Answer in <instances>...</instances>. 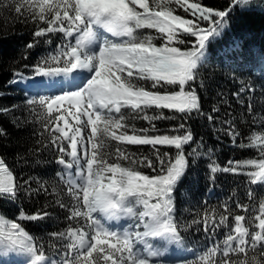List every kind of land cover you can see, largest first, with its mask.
I'll list each match as a JSON object with an SVG mask.
<instances>
[{"label": "snow or ice", "instance_id": "6c2138e0", "mask_svg": "<svg viewBox=\"0 0 264 264\" xmlns=\"http://www.w3.org/2000/svg\"><path fill=\"white\" fill-rule=\"evenodd\" d=\"M246 3L247 0H230L227 10H214L199 0H18L15 8L18 15L25 17L28 13L25 18L46 25L38 26L34 37H46L45 42L50 44L48 34H62L60 43L37 61L33 75L17 72L13 83L24 80L35 83V78L40 77L46 86L55 89L29 96L26 103L46 113L44 119L48 123L44 129L50 135V143L44 147L57 150V162L65 170L57 175L67 186L72 201L69 205L57 199L54 206L66 209L67 219L78 226L50 233L68 241L64 245L67 251L60 252L57 259L48 256L43 245L33 244L32 237L20 223L7 222L0 217V257L21 253L26 257L25 264H168L162 258L173 246L191 252L194 257L197 255L183 243L180 234L183 226L174 219L173 204V192L188 166L182 145L193 139L192 134L149 136L150 129L139 130L141 135L133 128L129 135L125 121L130 114L122 109H131L133 119L149 122L177 118L165 116L163 112L149 115L147 110L152 107L178 112L179 118L185 121L179 124L180 129L187 127L186 121L194 112L204 115L193 86L199 79L198 68L207 61L208 44L224 32L231 13ZM173 4L193 19L175 14ZM143 28L155 29L159 37L138 31ZM181 29L195 41L180 38ZM156 38L162 41L159 47L153 43ZM39 42L34 40L26 48L33 49ZM188 44L191 47L186 50L174 46ZM140 80L151 81V89L157 90L138 85ZM165 86H177L178 90L169 91ZM200 86H204L203 82ZM160 88L165 89L163 93ZM248 91L254 92L255 88L249 87ZM233 95L243 105L240 93ZM218 111L213 108V112ZM248 111H252L251 103ZM207 118L210 123L218 119L211 114ZM223 123L228 125L224 130L234 146H243L238 143L241 134L231 120L225 119ZM151 131H158L154 124ZM4 134L0 129V136ZM105 137L119 143L151 145L155 161L151 156H138L127 148L116 147L114 153L109 152ZM157 145H174L178 150L174 162L166 159L169 154L161 153ZM260 151L264 153V147ZM113 155L116 160H130L150 168L156 175L109 162ZM189 155L195 157L196 150ZM228 163L222 171L235 172L239 162ZM248 163L260 169L251 174L254 177L251 183H257V176L264 179V161ZM211 171L215 173L217 168L211 166ZM28 183L24 181L25 185ZM259 187L264 190V185ZM22 189L29 195L41 189L48 191L43 182L39 188L13 184L12 173L0 159V198L14 202ZM256 191L248 190L249 200ZM223 207L224 213L218 222L206 215L203 221L193 219L191 223H203L204 232L214 235L221 225L229 227L232 210L227 203ZM236 208L248 211V206L239 201ZM259 208V215L247 217L249 226L243 223L245 215L234 216L235 223L225 235L223 247L218 242L209 253L220 255V259L211 264H264L256 259L264 257V204ZM51 216L49 211L26 215L21 209L19 219L42 221ZM121 221L126 223L121 224ZM250 226L259 230L250 231ZM200 259L203 264L206 258L201 256ZM4 264L9 262L4 261ZM174 264H196V261L182 258Z\"/></svg>", "mask_w": 264, "mask_h": 264}, {"label": "trees", "instance_id": "16d2710c", "mask_svg": "<svg viewBox=\"0 0 264 264\" xmlns=\"http://www.w3.org/2000/svg\"><path fill=\"white\" fill-rule=\"evenodd\" d=\"M192 2H197V0H192ZM199 2L214 10H227L230 7V0H199ZM17 4L18 0H0V109H7V111H0V129H3L5 133L0 136V158L14 173L15 183L22 184L24 188H39L43 182L48 191L45 193L41 189L40 192L29 195L22 189L18 192V199L14 202L0 198V217L7 222L20 223L24 231L32 237L33 244L43 245L48 256L58 259L60 252L67 251L64 245L68 241L53 237L50 233L66 231L70 226L73 228L78 226L74 221L67 219L69 212L66 209H61L58 205L54 206L57 199L69 205L72 203L67 186L57 175L65 170L57 162V150L44 147L50 143V135L44 129L45 124L48 123L44 119L46 113L38 106L28 105L23 91L9 86V83L17 72L28 76L33 75L32 69L37 61L60 43L62 34H48L52 41L50 44L45 42L46 37H34L33 33L36 28L46 27V25L43 22L37 24L31 18H25L28 13L25 17L18 15L15 12ZM177 14L185 19H193L179 7ZM140 30L145 35L150 31L149 28ZM152 31L151 36L159 37L155 29ZM179 35L182 39L195 41L194 37L183 33L182 29ZM34 40L40 42L33 49H27L26 45ZM219 40L220 43H235V49L225 59L213 55L199 66V79L193 86L198 94L204 115H196L194 112L192 117L186 121L185 129L179 128V124L185 121L180 119L181 114L175 111L152 107L147 110L149 115L163 112L165 116L177 118L157 119L149 122L145 119H133L134 113L131 109H122L130 114L125 121L129 125L127 129L129 135L133 133V128L141 135L143 133L139 130L148 128L150 129L147 133L149 136L167 134L170 137H183L189 132L192 134L193 139L182 145L188 166L173 192L175 197L173 204L174 219L183 226L180 228L183 243L187 248L193 247L197 253L195 257L189 258L195 259L196 264H201V256L206 258L203 264H211L213 260L218 261L219 253L215 255L209 253L213 245L218 242L219 246L223 247L225 235L231 231V226L235 223L234 216L245 215L246 220L243 223L249 226L247 217L250 214L252 217L259 215V206L264 204V190L260 189V185L251 183L254 178L251 174L258 168L248 163L250 160H255L257 163L264 161V153L260 151L264 144L256 143L257 135H260L264 141V76L255 66H244L247 60L264 55V0H247L243 7H238L232 12L228 26ZM212 42L213 40L208 44V48H213ZM153 43L159 47L162 41L156 38ZM174 46L186 50L191 47V44ZM200 82H203V87L200 86ZM140 83L142 84L139 85L154 90L151 89V81L141 80ZM247 83L256 88V94L251 99V113L248 111L250 96L241 95L240 99L244 101L241 105L233 95L241 85ZM165 87L169 91L178 90L177 86ZM213 108H218L219 111L213 112ZM208 114L218 119L210 123L207 118ZM225 119H230L231 123L236 126L241 134L238 143L243 146L229 145L230 137L224 130L226 129V124L223 123ZM69 120H71L70 117ZM60 124L62 126L63 122L61 121ZM153 124L158 131H151ZM87 131L90 132L89 129ZM104 142L108 145L109 152L114 153L116 147L127 148L131 153L138 156L148 155L155 161L151 145L119 143L107 137L104 138ZM156 148L161 153L167 152L169 155L166 159L174 162L178 151L175 146L157 145ZM193 149L197 153L195 157L189 155ZM209 150H211L210 153ZM229 161L239 162L235 165V172L222 171L223 168L229 166ZM109 162H117L123 167L136 168L150 176L156 175L150 168L133 164L130 160H116L114 155L109 157ZM211 166L217 168L215 173L211 171ZM25 180L29 181L26 185ZM212 187L215 192L208 196V191ZM249 189L257 190L251 200L247 196ZM237 201L246 204L248 211L236 208ZM226 203L232 210L228 219L229 227L221 225L214 235H210L204 232L203 223H191L193 219L203 221L206 215L218 222L220 215L224 213L223 206ZM21 209L26 215L49 211L52 216L42 221L23 220L19 219ZM78 219L81 224L84 223L82 218ZM254 223L258 224V221ZM198 228L199 231H197ZM258 230L250 226V231ZM232 258L237 259L236 256ZM256 259L264 261V257L257 256Z\"/></svg>", "mask_w": 264, "mask_h": 264}, {"label": "rangeland", "instance_id": "374dc122", "mask_svg": "<svg viewBox=\"0 0 264 264\" xmlns=\"http://www.w3.org/2000/svg\"><path fill=\"white\" fill-rule=\"evenodd\" d=\"M172 7H175L176 8V12H175V14H177V9H178V6L177 5H175V4H173V5H171ZM178 15V14H177ZM151 31H152V29H151ZM153 32V31H152ZM146 35H151V33L149 32V34H146ZM209 55V54H208ZM207 55V56H208ZM141 81V80H140ZM140 81H137V84L139 85V84H142V83H140ZM163 88H160L159 89V91L160 92H164V90H162ZM157 89H154V90H152V91H156ZM39 90H33V94L32 95H35V94H37L36 92H38ZM174 91V90H173ZM31 94V93H30ZM40 94H46V93H44V92H42L41 91V93ZM89 130H90V128H89ZM162 136V135H161ZM262 143H264V142H262ZM170 146H174V145H170ZM1 159V158H0ZM6 165V164H5ZM7 167V166H6ZM9 169V168H8ZM11 173H12V176H13V184H15V177H14V173L11 171V170H9ZM124 223H126V221H121V224H124ZM176 260H178L176 257L174 258V261H172V263L171 264H174V262L176 261ZM4 261H8L9 262V264H11L12 262H13V258L12 257H9V258H3V257H0V263H4Z\"/></svg>", "mask_w": 264, "mask_h": 264}, {"label": "bare ground", "instance_id": "6f19581e", "mask_svg": "<svg viewBox=\"0 0 264 264\" xmlns=\"http://www.w3.org/2000/svg\"><path fill=\"white\" fill-rule=\"evenodd\" d=\"M41 81H42V78L39 77V78H35V83H32L31 81H29V82L32 85H39ZM26 84H28V83H26Z\"/></svg>", "mask_w": 264, "mask_h": 264}]
</instances>
